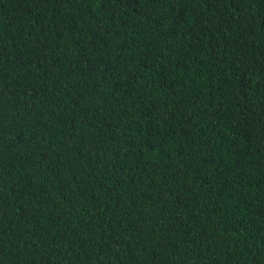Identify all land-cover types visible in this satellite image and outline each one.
<instances>
[{
    "label": "trees",
    "instance_id": "obj_1",
    "mask_svg": "<svg viewBox=\"0 0 264 264\" xmlns=\"http://www.w3.org/2000/svg\"><path fill=\"white\" fill-rule=\"evenodd\" d=\"M0 264H264V0H0Z\"/></svg>",
    "mask_w": 264,
    "mask_h": 264
}]
</instances>
